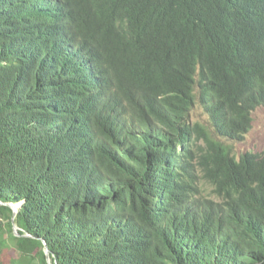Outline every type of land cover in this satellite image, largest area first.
Masks as SVG:
<instances>
[{
  "label": "trees",
  "instance_id": "1",
  "mask_svg": "<svg viewBox=\"0 0 264 264\" xmlns=\"http://www.w3.org/2000/svg\"><path fill=\"white\" fill-rule=\"evenodd\" d=\"M262 105L264 0H0V264H264Z\"/></svg>",
  "mask_w": 264,
  "mask_h": 264
},
{
  "label": "rangeland",
  "instance_id": "2",
  "mask_svg": "<svg viewBox=\"0 0 264 264\" xmlns=\"http://www.w3.org/2000/svg\"><path fill=\"white\" fill-rule=\"evenodd\" d=\"M195 112H194L193 120H197V119L202 120L203 119L202 114L198 110H196ZM253 116H254L253 117L254 118L253 127L248 133L247 138L245 139L243 143H238L235 146V149L238 152H243L247 150H252L255 152H264V105L259 106L254 111ZM206 189H208L209 191L210 187L206 186ZM10 254L13 257L18 256V253L14 249L10 250ZM34 264H37V263H34Z\"/></svg>",
  "mask_w": 264,
  "mask_h": 264
},
{
  "label": "water",
  "instance_id": "3",
  "mask_svg": "<svg viewBox=\"0 0 264 264\" xmlns=\"http://www.w3.org/2000/svg\"><path fill=\"white\" fill-rule=\"evenodd\" d=\"M12 208H13V211H14V213H13V218L15 217V215H16V209H17V206H15V205H12ZM14 228L16 229L17 228V226L16 225H14ZM46 252H47V255H48V250H46ZM49 256V255H48ZM48 260H49V263L50 264H52L51 262H50V258L48 257Z\"/></svg>",
  "mask_w": 264,
  "mask_h": 264
}]
</instances>
